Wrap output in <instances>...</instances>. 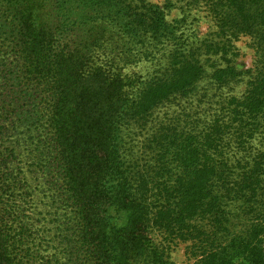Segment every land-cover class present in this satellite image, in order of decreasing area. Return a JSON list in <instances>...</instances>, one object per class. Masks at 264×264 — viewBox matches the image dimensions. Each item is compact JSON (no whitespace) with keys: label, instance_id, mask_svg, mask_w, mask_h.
Masks as SVG:
<instances>
[{"label":"trees","instance_id":"obj_1","mask_svg":"<svg viewBox=\"0 0 264 264\" xmlns=\"http://www.w3.org/2000/svg\"><path fill=\"white\" fill-rule=\"evenodd\" d=\"M212 2L211 48L227 59L249 35L256 58L211 77L221 89L247 75L246 88L183 129L155 130L142 166L124 158L123 128L194 91L205 69L176 53L140 88L98 60L128 63L122 33L141 25L173 37L164 10L0 0V264H168L180 245L189 264H264V0ZM82 26L98 37L70 46Z\"/></svg>","mask_w":264,"mask_h":264},{"label":"rangeland","instance_id":"obj_2","mask_svg":"<svg viewBox=\"0 0 264 264\" xmlns=\"http://www.w3.org/2000/svg\"><path fill=\"white\" fill-rule=\"evenodd\" d=\"M212 1L124 0L129 8H135L141 13H147L151 7L162 8L166 23L174 35L170 38L161 36L159 40L155 33H145L146 30L141 25L139 27L141 34L132 36L122 33L124 42L120 43L119 49L129 56L126 59L128 63L115 64L113 55L106 56L102 51L99 53V63L107 65L108 69H111V65L116 66L118 73L140 88L145 83L148 84L165 75L170 66L172 67L173 56L176 53L195 55L205 69V74L197 82L194 91L184 96H172L156 107L145 119L132 122L123 128L126 160L142 166L148 164L154 160L151 145H154L152 133L155 130L164 126L175 130L183 129L193 121L191 114H195L194 118L197 120L200 116L204 117L208 107H216L215 102L219 100L220 94L241 95L245 90L247 75H243V80L223 85L221 89L217 88L218 84L211 77L215 69L229 64L245 71L253 66L256 58L249 35L232 39L233 55H228L227 59L221 58V54L215 53L214 48H211L212 43L220 41L213 11L215 3ZM67 35L70 46L75 47L80 41L87 44L97 38L98 28L93 32L88 26H82L68 32ZM128 94L130 97L135 96L132 92ZM184 251V245L171 249L168 264H189Z\"/></svg>","mask_w":264,"mask_h":264}]
</instances>
